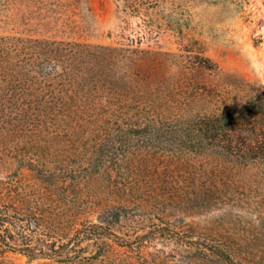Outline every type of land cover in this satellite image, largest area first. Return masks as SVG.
Segmentation results:
<instances>
[{
	"label": "rangeland",
	"instance_id": "374dc122",
	"mask_svg": "<svg viewBox=\"0 0 264 264\" xmlns=\"http://www.w3.org/2000/svg\"><path fill=\"white\" fill-rule=\"evenodd\" d=\"M0 37L86 53L72 85L0 89V210L14 218L0 264H264V177L221 169L196 137L138 141L104 112L120 103L64 90L163 91L192 117L248 101L264 87V0H0ZM29 209L50 254L19 249Z\"/></svg>",
	"mask_w": 264,
	"mask_h": 264
},
{
	"label": "trees",
	"instance_id": "16d2710c",
	"mask_svg": "<svg viewBox=\"0 0 264 264\" xmlns=\"http://www.w3.org/2000/svg\"><path fill=\"white\" fill-rule=\"evenodd\" d=\"M228 1L243 3L244 0ZM82 47L81 43H64L47 39H29L19 44L6 37H0V89H50L53 92L62 80L66 81L67 85L76 83L80 75L76 69L81 68V59L86 55ZM20 54L24 55L20 58L14 56ZM199 57L211 60L205 55L199 54ZM59 67L62 71H57ZM201 67L214 69L212 65L205 63ZM64 90L67 92L71 90L72 95L75 96L87 90L85 92L94 97L106 96L107 101L120 103L113 108L106 107L107 110L104 109V112L115 116L120 125L127 121V127L124 128L122 125L121 130L136 135L138 141L142 139L156 144L159 142L156 138L173 134L179 137L183 135L196 137L199 139L200 149L216 155V165L221 169L251 172L264 177V87L248 101L232 106L213 107L199 112L198 117L177 114V109L165 104L169 97L163 91L155 94L153 91L136 92L134 89ZM217 92V89H205L200 96L206 101L214 98L217 101L224 100L225 95L220 93L215 95ZM131 101H135L134 105L130 104ZM95 109L90 106L73 110L95 111ZM116 143L114 139L111 140V145L107 148L108 154L113 156L118 152ZM124 143L128 146L129 140ZM24 216L25 221L21 226L26 230L25 241L19 249L30 255L50 254L52 250H56V246H51L50 250L44 249L45 245L38 248L32 243L30 236L40 230V216L32 209H29ZM10 219L14 218L8 211L0 210V238L14 247L7 243L8 235L5 233L10 228L6 225ZM93 226L101 225L93 223ZM87 228L88 226H85V229L77 228V235L87 232ZM71 239L72 237L62 241L59 247L69 246ZM55 241V239L54 241L46 239L49 245H53Z\"/></svg>",
	"mask_w": 264,
	"mask_h": 264
}]
</instances>
